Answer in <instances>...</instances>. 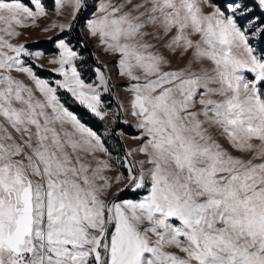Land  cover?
Here are the masks:
<instances>
[{
    "label": "snow or ice",
    "instance_id": "6c2138e0",
    "mask_svg": "<svg viewBox=\"0 0 264 264\" xmlns=\"http://www.w3.org/2000/svg\"><path fill=\"white\" fill-rule=\"evenodd\" d=\"M65 3L74 14L84 6L57 0V7ZM205 4L214 11L205 13ZM258 4L264 9V0ZM238 6L236 0L229 11ZM100 12L88 24L90 34L120 53L121 75L135 81L131 114L142 135L134 138L144 142L134 151L146 159L138 173L128 168L130 189L144 188L147 176L148 193L136 202L105 198L112 185L101 173L109 165L97 161L93 168L87 160L104 151L99 137L24 67L25 47L4 38L45 15L41 0L35 11L0 0V264H264V93L257 86L264 82V56L253 54L234 16L209 0H109ZM157 24V40L176 30L165 45L173 54L191 50L183 68L162 70L170 61L151 51L155 45L145 37L153 34L143 31ZM58 47L60 58L50 63L60 65L65 79L57 83L97 116L107 115L98 110L99 93L83 91L91 86L79 78L77 54L63 40ZM204 60L211 71H192ZM13 69L27 73L44 99ZM213 129L251 158L232 155Z\"/></svg>",
    "mask_w": 264,
    "mask_h": 264
},
{
    "label": "rangeland",
    "instance_id": "374dc122",
    "mask_svg": "<svg viewBox=\"0 0 264 264\" xmlns=\"http://www.w3.org/2000/svg\"><path fill=\"white\" fill-rule=\"evenodd\" d=\"M26 1L28 3L15 0V2L23 3L35 11V0ZM4 2H13V0H4ZM108 2L109 0H83L84 6L79 12L74 14V10L69 3H65L62 8H58L57 0H41L45 8V15L34 21L31 19L25 20V23L29 26H16V31L19 32L18 36L5 35L4 38L15 46L23 45L25 47L29 55L22 53L19 57L23 61L24 67L31 68L38 79L47 81L48 86L56 90L55 95L59 103L75 115L86 128L99 137V143L103 146L104 151L97 149L94 156L89 155L87 160L91 162L93 168L97 166V161H104L109 165L101 173L108 178L112 185L108 189V195L105 198L114 200L117 203L125 200L136 202L147 195L149 181L146 176L144 188L131 190L128 180V168L132 167L133 174H136L140 169L138 162L146 159L144 153L134 151L144 142L142 139L134 138L142 135V129L136 127L137 118L131 114L133 92L130 89L135 81H132L126 75H121L120 53L108 51L99 36L90 34L88 27L90 21L103 15L100 12V7ZM121 2L122 0H111L113 5ZM133 2H137V0H133ZM209 2L218 6L225 15H233L238 26L245 32L248 44L253 49V54L258 57L264 56V11L259 6L258 0H239V6L232 12L229 11L228 5L230 4L226 0H209ZM128 7L126 6L124 11H127ZM202 9L205 13L214 11V8L208 7L207 4L202 5ZM140 11H143V9ZM73 15H75V18H73ZM142 19L144 18L142 17ZM53 25L57 26L53 27ZM59 25H64L65 27L62 29ZM76 28L80 31L83 42L74 37L72 29ZM143 31L153 34L145 37L146 42L155 45L151 51L160 53L170 61V64L162 70H177L187 64L191 56V50L185 56L180 57L179 51L173 54L170 49L165 47L167 42L175 35V29L165 36L163 40L155 38L156 35L162 34L158 24L148 25ZM192 38L198 40L199 36L196 35ZM60 40L67 43L77 54L73 64L79 73V78L84 85L91 86V88L85 87L83 91L89 94L93 91L99 93L100 106L98 110L101 113H107V115L103 117L97 116L86 104L81 103L76 96H73L67 88L61 87L57 83V81L63 82L65 78L58 71L60 65L58 63H50V61L60 58L61 50L58 47ZM3 50L8 52L9 55H15L7 48ZM239 51L243 52V49ZM36 53H41L42 55L37 56ZM212 67L213 65L210 61L204 60L194 64L192 71L199 72L201 69L211 71ZM65 68L69 70V75H71L70 66L65 65ZM136 74L143 75L140 70H136ZM11 75L32 88L36 98L44 99L43 94L37 89L35 81L27 73L17 72L13 69ZM244 75L248 80L253 79V74L245 72ZM150 78L155 79V77ZM210 86L216 87V85ZM257 86L264 93V82ZM197 96L199 97V93ZM205 98L207 99V97ZM211 98L220 99L218 96H212ZM195 107L196 110H199L203 106L197 103ZM212 131L223 147L232 155L245 159L251 158V153L245 154L232 149L225 137L220 136L215 129ZM253 143L258 144L259 141L254 140ZM128 153H131V155H128ZM143 168L147 172L151 165L145 164ZM121 177L122 179H119V183H117L118 178ZM97 183L103 184L104 181H97ZM121 196L124 197L122 198ZM173 223L177 222L173 221ZM146 226L147 222L142 225V228ZM152 238L155 239L154 236ZM166 251L184 256V253L175 247L166 248Z\"/></svg>",
    "mask_w": 264,
    "mask_h": 264
},
{
    "label": "trees",
    "instance_id": "16d2710c",
    "mask_svg": "<svg viewBox=\"0 0 264 264\" xmlns=\"http://www.w3.org/2000/svg\"><path fill=\"white\" fill-rule=\"evenodd\" d=\"M18 1H22V2H24V3H28L26 0H18ZM227 1V3L228 4H232V3H235L236 2V0H226ZM73 30V35H74V37L77 39V40H79L80 42H83V38H82V36H81V33H80V31L78 30V28H76V29H72ZM92 126V125H91ZM122 198L124 197V196H121Z\"/></svg>",
    "mask_w": 264,
    "mask_h": 264
},
{
    "label": "water",
    "instance_id": "95a60500",
    "mask_svg": "<svg viewBox=\"0 0 264 264\" xmlns=\"http://www.w3.org/2000/svg\"><path fill=\"white\" fill-rule=\"evenodd\" d=\"M263 11H264V9H263Z\"/></svg>",
    "mask_w": 264,
    "mask_h": 264
}]
</instances>
